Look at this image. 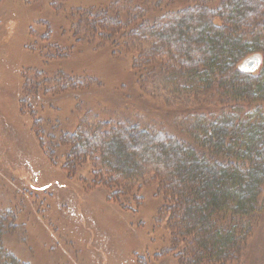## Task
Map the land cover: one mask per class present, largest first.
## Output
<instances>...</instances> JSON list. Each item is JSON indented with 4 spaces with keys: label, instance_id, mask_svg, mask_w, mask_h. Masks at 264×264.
I'll list each match as a JSON object with an SVG mask.
<instances>
[{
    "label": "trees",
    "instance_id": "trees-1",
    "mask_svg": "<svg viewBox=\"0 0 264 264\" xmlns=\"http://www.w3.org/2000/svg\"><path fill=\"white\" fill-rule=\"evenodd\" d=\"M45 28L29 50L37 59L24 73L20 69L23 85L13 97L21 102V112L32 113V132L46 138H37V146L41 150L43 144L52 167L61 165L72 178L89 162L91 182L101 185L107 200L122 210L128 200L139 209L140 183H153L157 195L163 196L157 221L166 220L180 264L240 261L259 216L264 217V0H112L66 13L59 42L50 39L53 30ZM70 33L102 53L128 55L141 99L149 78L169 83L177 75L196 85L189 95L196 109L206 102L216 107L205 116L176 103L166 110L142 101L137 113L148 122L142 128L124 122L82 127L83 119L76 115L77 124L70 130L60 122V109L55 110L61 97L45 98L46 94L102 82L82 63L65 62L71 48L63 37ZM254 58L255 69H243ZM172 90L177 94L179 89ZM39 92L41 99L28 103V95ZM78 92L64 97L76 102L77 112L88 103ZM155 115L174 124L171 133L152 123ZM190 117L191 126L184 131L179 123ZM7 126L0 120L3 133ZM4 136V144L11 146L4 165L16 170L29 154ZM56 143L63 147L62 161ZM29 166H23L27 172ZM32 183V191L43 194L62 189L58 184L37 188ZM110 239L116 242L114 232ZM0 264L27 263L3 251L0 242Z\"/></svg>",
    "mask_w": 264,
    "mask_h": 264
},
{
    "label": "rangeland",
    "instance_id": "rangeland-1",
    "mask_svg": "<svg viewBox=\"0 0 264 264\" xmlns=\"http://www.w3.org/2000/svg\"><path fill=\"white\" fill-rule=\"evenodd\" d=\"M110 1L32 0L27 4L25 0H0V120L8 125L5 133L0 129V148H3L0 151L3 152L0 153V242L3 251L11 253L23 263L180 264L181 258L175 259L176 253L164 224L166 220L157 221L159 209L163 206V196L157 195V186L146 184L147 181L141 182V190L136 195L143 198L142 205L137 209L135 203L128 200L125 204L129 208L122 210L107 200L108 194L103 187H99L101 185L91 182L89 162L72 178L61 170V165L52 167L42 149L43 144L41 150L37 146V138H46L39 136V133L35 136V129L32 132V113L27 110L21 112V102L13 97L22 88L23 69H27L25 66L34 58L37 59L29 50L35 41L39 43L37 36L41 37L47 32L45 26L53 30L50 39L59 42L62 40L59 27L66 13L80 7H100ZM74 35L70 33L63 37L65 44L71 48L69 60L65 62L75 65L82 63L88 73L102 82L89 88H65L46 94L45 98L61 97V102L54 105L55 110L60 109V122L69 126L70 130L77 124L76 115L83 119L82 127L102 122H124L128 125L140 124L142 128L148 125L147 120L139 119L137 113L142 101L145 104H161L166 110L177 107L173 103L195 108L189 95L196 85L185 78L175 75L167 83V80L153 76L148 79L151 84L144 87L146 94L141 99L131 71L133 60L128 55L102 53L95 49V44L90 47L86 40ZM175 86L179 89L177 94L172 90ZM73 91L87 96V106H81L78 112L75 101L64 99ZM42 96L40 92L35 97L29 94L27 101L33 103V98L38 101ZM129 97L131 101L125 100ZM213 103H201L202 107L195 110L200 115L210 116L213 106L216 107ZM157 116H154L152 123L171 133L174 124ZM191 119L184 120L185 125L184 121H180V128L187 130L191 126ZM5 134L29 154L23 165L17 164L16 170L4 165L3 158L11 151L10 144H4L7 139ZM26 134L28 137H24ZM56 146V153L62 161L63 147L58 143ZM26 162L30 165V172L23 167ZM32 180L37 188L52 183L62 189L53 192L50 188L46 194L32 191ZM13 226L16 228L12 229ZM255 226L240 261H230L229 264H264L263 215L259 216ZM111 232H114L116 242L110 239Z\"/></svg>",
    "mask_w": 264,
    "mask_h": 264
},
{
    "label": "water",
    "instance_id": "water-1",
    "mask_svg": "<svg viewBox=\"0 0 264 264\" xmlns=\"http://www.w3.org/2000/svg\"><path fill=\"white\" fill-rule=\"evenodd\" d=\"M257 65H258V61H257V59L254 58V59H251V60L247 61L246 63H244L243 69L248 67V68H250L251 71H253Z\"/></svg>",
    "mask_w": 264,
    "mask_h": 264
}]
</instances>
